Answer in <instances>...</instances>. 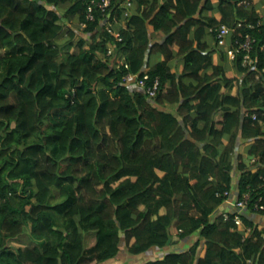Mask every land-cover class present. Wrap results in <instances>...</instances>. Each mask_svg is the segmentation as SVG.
<instances>
[{"label":"trees","instance_id":"1","mask_svg":"<svg viewBox=\"0 0 264 264\" xmlns=\"http://www.w3.org/2000/svg\"><path fill=\"white\" fill-rule=\"evenodd\" d=\"M90 1L0 0V264H264V231L221 211L226 191L264 215V0H133L124 28L114 0L120 42L86 21ZM234 21L229 49L251 35L252 50L214 65ZM128 74L158 78L156 96Z\"/></svg>","mask_w":264,"mask_h":264},{"label":"built area","instance_id":"2","mask_svg":"<svg viewBox=\"0 0 264 264\" xmlns=\"http://www.w3.org/2000/svg\"><path fill=\"white\" fill-rule=\"evenodd\" d=\"M118 1V0H117ZM114 0H92L90 1V3L87 6L86 9V21L92 22L95 20V13L99 12L100 15H102L104 17V20L102 22L103 25H105L106 27V31L113 36V38L115 40H117L118 42L121 41V37L119 35V32L117 30H115V28L113 27V25L107 21L108 17V9L112 6ZM120 4V3H119ZM124 7H129L130 6V2L128 1L126 4L123 3L122 4ZM82 28H85L86 24L85 23H81ZM243 24L238 21L235 25L233 26H226V25H220L219 28H217V43L218 45H222L224 43V38L229 37L232 33H234V31L240 27H242ZM253 42L254 39L252 38L251 35H246L245 40L243 43L239 44L237 50H233V49H229L228 50V55H234L236 52H246L249 53L252 50V46H253ZM112 53H114V48L113 46H109V50H108V55H111ZM229 55V56H230ZM247 56L246 61L248 60V54H246ZM233 56V57H234ZM249 61V60H248ZM137 75H131L128 74L127 76H125L124 80L127 82L134 79L135 85L137 86V88L141 89L143 92H145L146 94H148L149 97H155L156 96V91L159 88V80L158 78H156L151 86H147V81H148V76L146 74L143 75L142 78H139ZM230 193L229 192H224L223 196L225 197H229ZM249 195L248 194H244L242 196L241 199H237V201L235 202V208L237 210L236 214H235V219L234 222L237 226H240L242 224V220H241V213L243 210H245L248 207L249 204ZM260 209H263L262 207H258ZM224 217L227 218V215L224 213Z\"/></svg>","mask_w":264,"mask_h":264},{"label":"crops","instance_id":"3","mask_svg":"<svg viewBox=\"0 0 264 264\" xmlns=\"http://www.w3.org/2000/svg\"><path fill=\"white\" fill-rule=\"evenodd\" d=\"M261 2H263V0H252V4H259L260 5V3ZM264 3V2H263ZM262 4V3H261ZM264 7V6H263ZM263 7H260L259 9H257V11L258 12H260V13H262L263 12ZM137 12V4H136V2H134L133 4H132V6H131V8L130 9H125L123 12H122V17H123V19H127L131 14H135ZM217 18H219L220 16L218 15V14H216L215 15ZM126 19L125 20H123V22H126ZM125 26H126V23H125ZM124 26V27H125ZM80 28L82 29V26H81V24H80ZM151 32V31H150ZM77 33V32H76ZM151 34V33H150ZM83 36V33L79 30V32H78V35L77 36ZM154 38V40H159L160 38H159V36H154L153 37ZM215 45V44H214ZM227 45H228V43H227ZM216 46V45H215ZM218 48L219 47H216V49H214L215 50V53L213 54V56H212V59H213V64L214 65H218L220 62H222V59H221V55H220V52H221V50H218ZM221 49V48H220ZM227 58L229 59L228 60V62H229V64L231 65V61H232V58L228 55V52H227ZM157 59H158V57L157 58H155V57H150V59H149V64H154V63H156V61H157ZM115 61L116 62H119V63H121L122 61H123V55H122V57H115ZM169 64H170V66H171V68H172V71H177V72H180V70H181V65H180V62H178V60H176V59H174V60H170L169 61ZM114 65H115V63H114ZM146 69V67H145V65H144V67L142 68V70H145ZM231 71H233L234 72V70L232 69ZM235 75V73H233V76ZM129 83H132V84H134V86H133V90H141V89H139V88H137L136 87V85H135V82H134V79H132V80H130L129 82H128V84ZM260 165V167H262V164H259ZM235 184H236V182H234ZM232 193H234V192H232ZM231 198H227V200H226V202L223 204L224 206L221 208V211L222 212H226V211H228V212H230V213H236L237 212V210H236V208H235V201H236V199H237V197L235 196V194L233 195V196H230ZM241 216H246V219L248 220V222H250V223H252L254 226H256L257 227V229L258 230H263L264 231V215H260V214H256V213H252V212H249L247 209H245V210H243L242 211V213H241ZM241 220H242V222H243V219L241 218ZM238 230L239 231H241V232H243V236H244V238L245 237H247L249 234H250V232H251V228L249 227V226H247V225H245L244 224V222L242 223V225H240V226H238ZM194 236H197V235H194ZM194 241V240H193ZM192 241V242H193ZM184 244H186V243H179V244H177V245H174V246H171L170 248H171V250H174V251H178L179 249H183L182 248V246L184 245ZM184 247V246H183ZM177 250H176V249ZM187 248H185L184 250H186ZM159 255V253L158 252H152L150 255H149V258H151V257H156V255ZM141 256V255H140ZM140 256H138L139 258H140ZM135 258V260L134 261H136L137 263H141V262H143L144 260H145V255L144 256H141V257H143V258Z\"/></svg>","mask_w":264,"mask_h":264},{"label":"rangeland","instance_id":"4","mask_svg":"<svg viewBox=\"0 0 264 264\" xmlns=\"http://www.w3.org/2000/svg\"><path fill=\"white\" fill-rule=\"evenodd\" d=\"M130 2V6L129 7H127V9H130L131 8V6H132V4L134 3V1L133 0H124L123 1V3H127V2ZM117 4H118V2H117ZM117 4H116V6H117ZM121 7H124L123 5L121 6ZM238 21H234L233 22V24L231 25V26H233V25H235L236 23H237ZM124 26H125V22H121ZM67 25V24H66ZM65 25V29L67 30L68 29V27L67 26H69V24L66 26ZM70 25H73L74 27H72L73 28V30H75L76 32H77V35H78V32H79V30L77 29V23L74 21V23H71ZM222 25H225V24H222ZM227 26V25H226ZM228 27V26H227ZM81 29V28H80ZM63 33V32H62ZM63 37V34L61 35V38ZM81 37V35L80 36H76V38L74 39V40H72V43L71 42H69V41H67V40H65V39H63L65 42H68L69 43V46L68 45H66V46H63V43H62V41L61 40H58L57 42H58V44H60V46H61V49H62V53L63 52H74V51H77V48L74 46V43H75V41L77 40V39H79ZM227 38L228 37H226V38H224V43L222 44V45H218V43H216V47H219L218 48V50H221L222 51V49H227V52H228V50H229V47H228V45H227V43H228V41H227ZM110 46V45H109ZM109 46H108V49H107V53H108V50H109ZM113 46V48H114V45H112ZM221 48V49H220ZM114 51H115V48H114ZM106 53V57L108 56V57H110V59H111V66H113L114 65V63L115 64H118L119 62H116L115 61V57L113 58V56H114V53H112L111 55H108ZM230 55V54H229ZM234 56V55H233ZM232 55H230V57L232 58V60L234 59V57H233ZM113 58V59H112ZM123 62V61H122ZM122 62L120 63V64H122ZM247 62L248 63H251L250 62V60L248 61L247 60ZM115 66V65H114ZM253 66L256 68V64H253ZM142 71H144V70H142ZM230 73V72H229ZM233 71H231V75L233 76ZM259 73V72H258ZM255 77H256V79L257 78H259L260 77V75L259 74H256L255 75ZM137 87V86H136ZM237 90V87H234L233 88V92H235ZM258 166L260 167V165L258 164ZM191 214H197L195 211H192L191 212ZM242 225V224H241ZM198 239V235L197 236H194L193 237V242H191V243H186V244H184L183 246H182V248L183 249H185V248H187L188 249V247H190L191 246V244L192 243H194L196 240ZM93 235L91 234L90 236H87V238H86V242H85V245H86V247L88 248V247H91L92 245H93ZM14 244H16V246L14 245ZM12 245H14V246H12ZM10 246L15 250V249H17V248H19V247H25V246H30V242H29V238L27 237V235H24L23 237H21L19 240H14L13 242H10ZM17 247V248H16ZM123 248H124V246H123ZM176 249V248H175ZM177 250V249H176ZM120 257V256H119ZM139 258V257H138ZM140 258H143V257H141L140 256ZM139 258V259H140ZM133 261H134V259H133ZM102 264H115V262H114V260L113 261H110V262H104V263H102ZM133 264H138L136 261H134V263Z\"/></svg>","mask_w":264,"mask_h":264},{"label":"clouds","instance_id":"5","mask_svg":"<svg viewBox=\"0 0 264 264\" xmlns=\"http://www.w3.org/2000/svg\"><path fill=\"white\" fill-rule=\"evenodd\" d=\"M117 2H118L117 5H119V0H118ZM122 4H123V3H122ZM121 6H122V5H121ZM125 9H126V7H124V10H125ZM115 23H116V22H115ZM120 25H121V28H124V25H123L122 23H121ZM110 46H111V44H110ZM120 65H121V64L118 63V64H116L115 66L118 67V66H120ZM143 72H145V70H144ZM141 91H142V90H141ZM229 193H231V192H229ZM241 198H242V197H241ZM241 198H240V199H241ZM249 199H250V196H249ZM236 201H237V199H236ZM225 202H226V200H225ZM225 202H224V203H225ZM224 203H223V204H224ZM248 205H249V204H248ZM246 209H247V208H246ZM235 214H236V213H235Z\"/></svg>","mask_w":264,"mask_h":264},{"label":"bare ground","instance_id":"6","mask_svg":"<svg viewBox=\"0 0 264 264\" xmlns=\"http://www.w3.org/2000/svg\"><path fill=\"white\" fill-rule=\"evenodd\" d=\"M264 155V154H263ZM264 157V156H263ZM255 160V159H254ZM262 160H263V158H262ZM253 163V162H252ZM262 163V162H261ZM254 165V164H253ZM249 167V166H248ZM252 167V166H251ZM249 170V169H248ZM238 173V172H237ZM250 173V172H249ZM231 178H232V176H231ZM240 178V177H239ZM242 180V179H241ZM210 181H211V179H210ZM231 182H232V179H231ZM226 192V191H225ZM236 202V201H235ZM234 214V213H233ZM243 223V222H242ZM243 239V238H242ZM15 246H16V244H14ZM14 245H12V246H14ZM17 248V247H16Z\"/></svg>","mask_w":264,"mask_h":264},{"label":"water","instance_id":"7","mask_svg":"<svg viewBox=\"0 0 264 264\" xmlns=\"http://www.w3.org/2000/svg\"><path fill=\"white\" fill-rule=\"evenodd\" d=\"M170 242V241H169Z\"/></svg>","mask_w":264,"mask_h":264}]
</instances>
